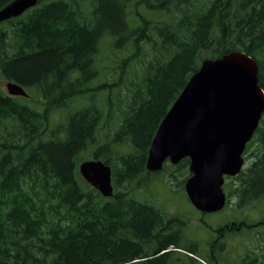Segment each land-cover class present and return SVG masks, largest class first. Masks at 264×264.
<instances>
[{
	"label": "trees",
	"instance_id": "obj_1",
	"mask_svg": "<svg viewBox=\"0 0 264 264\" xmlns=\"http://www.w3.org/2000/svg\"><path fill=\"white\" fill-rule=\"evenodd\" d=\"M237 50L264 90V0H38L1 22L0 75L35 88L42 107L0 90V264H169L156 256L174 244L167 216L134 196L160 172L146 169L148 149L202 59ZM103 124L114 130L101 139ZM243 155L250 165L223 186L237 180L226 196L239 206L264 198V112ZM86 159L111 167L113 196L80 176ZM188 165H169L182 188Z\"/></svg>",
	"mask_w": 264,
	"mask_h": 264
},
{
	"label": "water",
	"instance_id": "obj_2",
	"mask_svg": "<svg viewBox=\"0 0 264 264\" xmlns=\"http://www.w3.org/2000/svg\"><path fill=\"white\" fill-rule=\"evenodd\" d=\"M38 0H12L0 9V22L19 16ZM9 95L28 96L7 81ZM264 112V90L258 84V64L243 51L204 58L190 76L151 141L146 169L159 170L165 161L188 157L190 176L184 183L189 202L205 213L226 204L224 177L244 166L243 152ZM80 176L104 197L113 196L111 167L100 159L79 163Z\"/></svg>",
	"mask_w": 264,
	"mask_h": 264
},
{
	"label": "rangeland",
	"instance_id": "obj_3",
	"mask_svg": "<svg viewBox=\"0 0 264 264\" xmlns=\"http://www.w3.org/2000/svg\"><path fill=\"white\" fill-rule=\"evenodd\" d=\"M142 12L151 19H164L166 17L163 11H151L143 8ZM107 40V42H102V51L103 48L105 51L110 45L109 41L111 40ZM102 79L103 74L101 73L93 81L96 83ZM5 84V78L0 75V90L7 94ZM24 90L29 94V98L23 99V101L30 106H35L37 109H41L42 106L38 103L40 96L35 88L27 87V89ZM64 113L65 110H56L53 112L51 117L54 125L57 121L63 118ZM107 129L108 127L103 124L100 131L101 139L105 137L107 133L114 130L107 131ZM253 148L254 146L252 149ZM88 150L89 152H87V155L90 154L91 148ZM120 150L122 152H130L132 151V147L125 144ZM251 161L252 156L250 155V158L244 162L243 168L248 167ZM169 165L173 164L166 161V165H163V168L159 173L147 175L142 187L135 191L134 196L138 200L155 204L164 214L166 212L167 215L171 214L178 217V220L182 224L171 228L168 235L175 233V231L178 230L182 235V240H179L178 243L179 246L186 250L195 251L198 256L205 258V262L195 261L187 256L186 253L177 252L176 250H179V246L175 245L169 246V248L176 251L170 255L171 260L169 264H205L206 262L212 264L210 263V260L213 259H207L209 251L208 242L212 239L219 240L218 243H222L223 246L222 254H215L217 255L216 257L220 256L219 259L217 258L218 264H231L234 261L233 256L236 252H239L242 249L244 244L251 246L249 249H254V246L257 245L259 241H264V198L251 204H241L239 206L238 198L231 196L228 198L227 204L223 209L210 213H202L193 207L184 191V183L190 174L186 177L182 188L178 183L181 177L177 176V178H173L169 175V172L177 173V171ZM229 183L230 185H228L227 188H223L225 193L236 186L235 183H237V180H231ZM167 217L172 218V216ZM227 223L238 224V226L240 224L242 225L241 230L225 232L223 236L219 235V229ZM211 243L212 242H210V244ZM206 259L208 261H206Z\"/></svg>",
	"mask_w": 264,
	"mask_h": 264
},
{
	"label": "flooded vegetation",
	"instance_id": "obj_4",
	"mask_svg": "<svg viewBox=\"0 0 264 264\" xmlns=\"http://www.w3.org/2000/svg\"><path fill=\"white\" fill-rule=\"evenodd\" d=\"M28 9H30V8H28ZM28 9H26L22 14H24ZM22 14H20V15H22ZM5 81L7 82V80H5ZM23 88L27 89V87H23ZM15 97H24V96H15ZM25 98H27V97H25ZM202 213H205V212H202ZM165 215L166 216H172V218L167 217L168 221L171 220L170 222L167 221V223H170V226H168L169 229L166 230V232H162V234L164 236H167L168 232L171 228H174L177 225H181L182 223L178 220V217H176L174 215H171V214L167 215L166 212H165ZM230 223H232V222H230ZM230 223L224 224L223 227H221V229H219V233H220L219 235L223 236V234H225V232H233V231L241 230L242 225L239 224V226H238V224L235 225V224H230ZM166 227L167 226H165L164 228L166 229ZM180 235L181 234L179 233V231L176 230L175 231L174 244L168 245L167 249L157 253L156 256L160 255L162 253H165V252H169L170 253L169 255H171L175 250L169 248V246H175V245L179 246V244H178L179 240H182V235H181V237H180ZM152 241L154 243H158L155 238L152 239ZM210 242H212V243L210 244ZM218 242H219V240H217V239L216 240L212 239L211 241L208 242L209 251H208L207 259L210 260L212 258L213 260H210L211 261L210 263H212V264H218V259L220 256L216 257L217 255H215V254L217 253V254L221 255L223 252L222 243H218ZM249 247H251V246L244 244V246H242V249L239 252H236L235 255L233 256L234 261L231 264H261V263H263L264 241H262V240L259 241L258 244L254 246V249H249ZM178 248H179V250L177 249L176 250L177 252L184 253V254L186 253L187 256L191 257L195 261L205 262L204 261L205 258L198 256L195 253V251L193 252L192 250H186V249L181 248L180 246ZM206 256H207V254H206ZM207 259H206V261H208ZM213 261H214V263H213ZM205 264H209V262H206ZM226 264H228V263H226Z\"/></svg>",
	"mask_w": 264,
	"mask_h": 264
},
{
	"label": "bare ground",
	"instance_id": "obj_5",
	"mask_svg": "<svg viewBox=\"0 0 264 264\" xmlns=\"http://www.w3.org/2000/svg\"><path fill=\"white\" fill-rule=\"evenodd\" d=\"M22 14V13H21ZM12 18V17H11ZM10 19V18H9ZM8 20V19H7ZM5 21V20H4ZM3 22V21H2ZM1 23V22H0ZM25 97H28V96H25ZM254 134V133H253ZM166 162V161H165ZM164 162V163H165ZM164 163H163V165H164ZM163 165L161 166V168L159 169V170H156V171H154V172H159L162 168H163ZM151 172V171H150ZM239 174V173H238ZM237 174V175H238ZM230 177V176H229ZM235 177V176H234ZM224 182H225V178H224ZM223 186H224V184H223ZM223 188V187H222ZM224 190V189H223ZM138 260H141V259H134V260H132L131 262H135V261H138Z\"/></svg>",
	"mask_w": 264,
	"mask_h": 264
}]
</instances>
